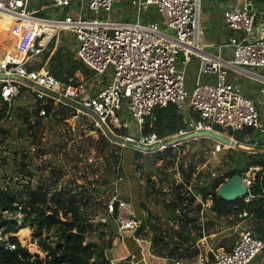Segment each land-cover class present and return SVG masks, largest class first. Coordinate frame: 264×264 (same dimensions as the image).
Returning a JSON list of instances; mask_svg holds the SVG:
<instances>
[{
	"label": "built area",
	"instance_id": "built-area-1",
	"mask_svg": "<svg viewBox=\"0 0 264 264\" xmlns=\"http://www.w3.org/2000/svg\"><path fill=\"white\" fill-rule=\"evenodd\" d=\"M119 4L129 6L125 11L127 21H122L124 13L120 16L115 10ZM201 5L202 0H0V19H12L14 25L9 31L17 33V42L11 51L0 58L3 60L0 64V113L3 115L0 119V162L9 163L7 168L0 169L1 191L7 193L11 186L25 187V177L17 174L10 178L7 171L10 156H20L25 148L18 147L15 152L13 146L19 144L16 141L10 144L9 139L6 146L2 132L12 118L17 100L29 96L36 102L43 121L51 120L42 108L48 104L54 108L64 105L78 114L83 113L61 100L65 99L93 113L99 119V122L95 120L97 127L102 131L107 128L116 139L122 140L124 144L120 146L139 145L147 148L148 154L175 151L188 143L211 141L209 152L214 157L237 150V147L243 153L264 155L254 141L255 131L264 133L261 112L245 95L244 85L239 80L244 77L264 84V76L258 73L264 69V39L253 42L254 39L249 38L258 13L229 3L224 11V23L233 34L225 45L230 56L222 57L208 53L200 46L205 37ZM54 9L72 12L64 19L40 16ZM151 14L160 20H148ZM64 32L77 44L76 59L94 73L93 80L69 79L64 83L49 72L48 61L40 60L46 53L52 51L53 54L61 44L60 35ZM193 58L199 61V77H205L207 81L197 82L190 91L185 66ZM188 104L198 114V119L186 124V129L167 138H159L155 132L143 134L146 119L155 109L175 105L182 110ZM30 122L35 126L37 120L33 118ZM132 127L137 134L124 133ZM20 128L17 127L15 133L17 141L22 138ZM113 129L121 133L115 134ZM217 129L225 133L252 130L253 134L239 141ZM199 133L218 134L231 143L208 136L185 138ZM259 173H264L262 167H252L243 175L249 187L244 202L252 204L262 200L261 207L264 206V193L250 192ZM181 185L185 187L181 190L183 196L199 200L201 196L191 187L182 182ZM186 189L187 195L184 194ZM205 202L201 201L202 215L212 209L213 202L210 199ZM249 217L244 213L239 219ZM4 218L15 220L17 217L4 213ZM109 222L116 225L118 238L124 234L137 235L143 225L136 218L132 204L116 196L106 203L105 213L96 220L98 225ZM233 231L239 238L231 251L213 248L209 249L207 258L184 257L175 264H253L264 251V234L256 233V228ZM201 233L205 234V227ZM11 236L0 230V242H6L9 251H16V245L9 242ZM108 261L110 264H131L129 259Z\"/></svg>",
	"mask_w": 264,
	"mask_h": 264
},
{
	"label": "rangeland",
	"instance_id": "rangeland-1",
	"mask_svg": "<svg viewBox=\"0 0 264 264\" xmlns=\"http://www.w3.org/2000/svg\"><path fill=\"white\" fill-rule=\"evenodd\" d=\"M128 9L129 6L126 4H119L115 6V10L117 12L125 13V11ZM71 12L72 11L70 9L65 11H62L61 9H54L43 12L40 14V16L45 18L62 17V19H64L65 17L71 15ZM206 19L207 17L205 15L203 1L201 5V24L203 22L204 25ZM159 20V17H153L151 19L152 22H158ZM4 21V18L0 19V23H4ZM214 25L215 23L210 20L209 33L207 35V32L205 33L204 40L202 39L200 46H204V41H210V39L214 40V38L210 37V32L215 31L213 29ZM2 28L3 26L0 24V29ZM60 36L62 42L58 48H63L69 50L71 53H74V47L77 48V44H74L72 36L65 32ZM231 36L232 33L229 31V38ZM229 38L228 35L221 34L219 36L220 45L227 43ZM40 60L44 61L45 59L43 57ZM75 60H77L76 57ZM66 66L71 65L67 64ZM258 73L264 75V69L258 70ZM67 76L68 74H65V77ZM71 78L78 82L83 80L91 81L94 79V75L86 76L84 73H82V71H78L75 73V76ZM239 80L244 84L245 90L250 92L254 98L257 96V93L254 91V87H257L258 92L264 88V85L252 79L239 77ZM27 101L28 102L20 101L16 104V108L11 120L2 132L6 146L8 145L7 141L9 139L10 144L14 141L21 143L20 145L13 146L15 148V152L17 151L18 147H22V149L25 148V151L21 152L20 156L18 152L17 156H10L11 159L9 168L14 173L9 171V168L7 170L9 172L10 178H14L17 174H21V177H25V187L19 188V186H11V189L9 190L21 194L24 197L23 192L27 187H31L33 189L38 188L41 185L52 187L57 178L61 177L57 187L52 192L62 189H65L66 191H74L78 189V187L86 188L87 190H93L95 187H97L102 191H107L104 195L99 196L97 199L95 198L93 202H91L92 204L88 206L89 208L85 210V213L89 215L91 219V227L89 228L86 244H94L98 247V249H107L108 245L110 244L109 232L111 228L108 226V224L106 225L107 229L104 227V225H98L96 220L100 214L105 213V205L114 195L115 190L112 189V184L110 186V184L107 183L108 179H117L119 182L120 180H123L124 177V173L119 171L120 165L118 164L117 166L115 164L112 155H120L123 161L125 156L127 158L129 156L127 150L128 148L120 146L121 143L119 141H115L108 137L104 131L97 127V124L95 123L96 121L93 119V117L90 115L78 114L71 108L65 109L64 105H60L61 107L59 106V111H62L63 114L58 117V121L56 119L52 121L46 118L47 120L45 123L42 122V126L38 127L36 125L34 127V125L31 124L32 128H29L30 125L24 122L25 117L28 116L29 119H33L31 115L37 106L34 103V99L28 98ZM260 102L262 104H260ZM260 102H258V109L263 113L261 116V123L264 127V98H262V101ZM78 117H81L79 123H77ZM130 122L132 125L134 124L132 120H130ZM20 126L24 130V137L17 141L15 133L18 132L17 127ZM226 133L233 135L231 131ZM226 133L223 132L222 134L225 135ZM112 137L114 136L112 135ZM210 147H212L211 141H199L190 144L188 143L179 147L178 150L173 152L175 158L166 156L162 159H158L157 156L159 153H164V151L156 152L154 154L143 152L141 153L140 158L136 160L137 165L140 167L138 173L140 174L141 179L144 181V184H146L147 181L156 184V197L159 196L160 201L162 200V202L166 203V206L168 205V200L172 202L175 199L177 192L176 189L178 187L177 185H181V182L186 185L187 178L189 177L188 175L191 173L189 185L195 194L198 195L200 193L202 195L199 199L200 201H203L206 191H197V189H201L207 184L215 182L236 168V159L238 161V158L242 157L241 155L243 154L240 151L241 148L237 147V150H233L228 153L226 152L214 157L209 152ZM129 152L133 153L132 151ZM234 159L235 162H233ZM22 162H25L27 165H29V167H32L31 170H33V167L36 165L37 168L34 170L36 173L29 175V172L26 170L22 169V171H20L19 166ZM170 162H174L175 165L172 166ZM244 163L245 162L242 163V166H244ZM0 164L2 166L0 168L1 170L9 166V163L7 165V163L4 161H1ZM190 167L193 170L192 172L190 171ZM15 168L17 169L16 171ZM55 168L64 173L63 178L61 174H51ZM1 174L4 175L3 172H1ZM160 188H163V190ZM164 190H166V192H164ZM2 191L0 189V192ZM2 194L5 193L2 192ZM184 194H188L187 189L185 190ZM168 196H170V198L167 200ZM196 204L197 203H195V206ZM212 215L213 213L210 211L203 215L199 214V216L197 214L194 217L200 219L198 225L205 227V232H212L218 226L217 232H224V237L226 236L227 239L224 241L222 240V243L228 241L235 243L239 235L235 233L232 228L236 226L240 220L232 217L222 218L218 222L219 225L216 226L213 222L214 218ZM15 217H17L16 219L22 223L25 216L21 213H18L15 215ZM249 223L252 229L257 228V226L259 227V220L255 217L249 220ZM158 225L159 223H157V226ZM157 229L162 232V228ZM20 232L26 237L30 236L29 242L34 244V246L30 245V248V246L28 247L24 245V243L16 236L18 233L14 234L13 237L17 238L22 247L27 248L32 255L39 256L41 259H45L47 253H44L37 245L38 241L41 240L43 243H49L55 246L58 245L57 234L54 231L37 234L34 229L27 227L22 229ZM126 237L124 234L123 238L119 236L118 239H114L111 244V248L107 249L109 254H117L120 246L125 245V241L127 240ZM140 237L141 238L139 239L141 240H137L136 237L135 240L140 241L137 243L141 244L143 246L142 248H147V251L152 256V258H158L162 260V262L158 260L160 263H164V260H168V262L173 263L167 258L172 256L169 254V250H173L175 245L170 246L171 248L169 249H164V245L161 243L153 250L152 242L150 243L149 239L143 240V233H141ZM221 246H223V244ZM119 253V256L124 257V260L129 259L131 264H144V261L139 262L141 259L139 258L140 253L134 254V252H132V254L128 253V255H122L121 250ZM175 253V256H177L178 251ZM261 257H263V254H260L256 261H259ZM151 264H153V262H151Z\"/></svg>",
	"mask_w": 264,
	"mask_h": 264
},
{
	"label": "trees",
	"instance_id": "trees-1",
	"mask_svg": "<svg viewBox=\"0 0 264 264\" xmlns=\"http://www.w3.org/2000/svg\"><path fill=\"white\" fill-rule=\"evenodd\" d=\"M53 48L54 45H52V49ZM74 49V53H71L69 50L58 48L53 54L51 51L46 53L44 57L45 60H48L49 72L64 83H67L69 79H72L71 77H74L75 73L78 71H82L86 76L94 74L79 60H75L77 52L75 47ZM67 64H70L71 66H66ZM65 74H68V76L65 77ZM60 107L54 108L48 104L42 108H44L47 111V114L51 116L52 121L55 119L58 121V117L63 114L62 111H59ZM64 108L66 109L69 107L64 106ZM31 116L36 118V125L38 127L42 126L43 118L39 116L38 106ZM1 118H3L2 113H0V119ZM25 123L30 125L29 128H32L28 116L25 117ZM184 129H186V124L183 120L180 109L175 105H168L164 108L155 109L152 117L146 119L144 133L148 135L155 132L159 138H167L176 135L179 131ZM217 131L223 133L222 129H217ZM19 132L20 136L24 137V130L22 127L19 129ZM232 134L233 135L230 134L232 137L241 141L247 135H252L253 131L246 130L243 132H232ZM18 144L20 145L21 143L18 142ZM258 145L259 147H264V139L259 142ZM135 152L137 160L140 158L141 153L137 151ZM173 152L174 150L172 149L167 150L164 153H159L157 157L158 159H162L166 156L175 158ZM241 156L242 157L238 158V161L236 159V168L215 182L207 184L201 189H197V191L205 190L204 200L212 199L213 208L215 209L213 213L216 215L217 220L229 217L239 219L240 215L247 213L249 216H253L259 220V227L257 226L256 233L264 234V206L259 207L262 200L252 204H246L244 199L235 203H228L217 196V190L225 180L236 174L244 175L252 167H262L264 169L263 154L252 155L243 153ZM112 157L117 166L118 164L121 165L122 157L120 155H112ZM233 162H235V159ZM243 162H245L244 166H242ZM170 164L172 166L175 165L174 162H170ZM19 167L28 171L29 175L36 173L34 171L37 168L36 165L33 167V170H31L32 167H29L25 162H22ZM119 171L123 173V169L120 166ZM190 171H193L191 167ZM51 174H61L62 178L64 177V173L56 168L53 169ZM190 175L191 173L188 175L189 177L187 178L186 186L190 184ZM60 178L61 177H58L53 184V189L47 185H41L35 189L27 187L23 192L24 197L14 191H8L7 193L2 194L0 197V230L4 231V234L14 235L18 233L16 236L24 243V245L29 247L34 244L29 242L30 236L26 237L20 232L22 229L30 227L34 229L37 234L54 231L57 234L58 245L55 246L53 244L43 243L41 240L38 241L37 245L44 253H47L46 258L41 259L39 256L32 255L27 248L22 247L17 238L11 236L9 242L16 245L17 250L9 251L6 249L7 243L0 242V264H110L106 257V251L111 248L114 238L117 237V227L116 230H110V244L107 249H98L94 244H86L89 228L91 227V219L89 215L85 213V210L89 208L88 206L92 204L91 202H93L95 198L97 199L99 196L104 195L107 191H102L97 187L93 190L78 187V189L74 191H66L65 189H62L52 192L57 187ZM117 181V179H108L107 183L110 184V186L112 184V189L115 190ZM146 186L147 189L152 192L154 191L155 183L147 181ZM184 189L185 187L183 185L177 187L175 199L167 205V209L170 217H172V219L175 218L179 224V231L176 232L174 237L179 241L185 240V243H188V237L192 233L195 234L194 241L202 238V233H200L202 227L201 225H198L199 218L191 217L189 215V213L194 212L196 199L194 197L187 198L183 196L181 190ZM250 192L255 195L264 193V173L257 174V177L250 188ZM4 213L13 216L21 213L25 217L23 222L19 224L17 219L6 220L4 218ZM196 213L198 214L199 212ZM148 225H151L150 221L142 225L139 233H142ZM139 233L136 235L137 238H141ZM162 233L163 232H160V230H155L152 238L153 250L161 243L164 245V249L171 248L170 246L173 244L172 240L170 242H165ZM130 240H133V238H130ZM173 245H175V248L169 250V254L175 256V252L179 251L182 245L177 242ZM126 252H128V250H126ZM197 254L198 252L195 251L189 254L188 257L192 258ZM183 255L184 254H181L180 256ZM256 260L253 264L257 262ZM120 264L126 263L121 262Z\"/></svg>",
	"mask_w": 264,
	"mask_h": 264
},
{
	"label": "crops",
	"instance_id": "crops-1",
	"mask_svg": "<svg viewBox=\"0 0 264 264\" xmlns=\"http://www.w3.org/2000/svg\"><path fill=\"white\" fill-rule=\"evenodd\" d=\"M203 1H204L205 15H206L207 19L204 22V25L202 22V27L204 28L205 33L207 32L206 35L209 33L210 20H212V22L215 23V25L213 26V29L215 31L210 32V37L214 38V40L210 39V41H204V46H202L206 52L216 54V55L222 56V57H229L230 56V52L225 47L226 43L224 45H220V43H219V36L221 34L222 35L226 34V35H228V38H229V30L225 27V23H224V11L227 8V6L229 5V3H231L233 5L243 6V7H246L247 9H248V7H251V9H249V10L258 13V23L252 29V36H249V38H252L250 40H253V39L256 40L257 38H259L258 29H260V27L263 26V24H264V0H203ZM122 14H123L122 12H118V15L121 16ZM126 14H127V12L124 13V15L122 17V21L123 20L127 21V19H125ZM151 16H150L151 18L157 17V15H154V14H151ZM150 17H148L149 18L148 20H151ZM4 20H6V19H4ZM0 24H2V23H0ZM231 33L233 34V32H231ZM246 37H248V36H246ZM203 40H204V38H203ZM183 60L184 59L182 58V60H180V63H179V66L181 68L183 67V64H182ZM185 70L187 72V74H186L187 87L190 91L194 88V86L197 84V82L207 81V78H205V77L200 78L199 77V61L198 60L193 58L192 62L185 66ZM262 85H264V84H262ZM254 91L257 93L256 98H254V96H252V94L250 92L246 91L245 86H244V92H245L246 96H248L250 99H252L254 101V103L256 102L257 103L256 106L258 107V105H259L258 102L262 101V98H264V94H263L264 88H262L258 92L257 87H254ZM28 98H31V96L27 97V99H23V98L18 99L16 104L20 101L28 102L27 101ZM34 103H36V102L34 101ZM260 104H262V103L260 102ZM180 111H181V115L183 117L185 124H188L189 122L196 120L198 117V114L195 112L194 109H192V107H190L189 104L186 105ZM262 114L263 113L261 112V116H262ZM32 118H34V117H32ZM46 120L47 119H45L43 121V123H45ZM30 121H31V119H30ZM24 122H25V120H24ZM144 129H145V127H144ZM144 129H143V134L146 135L144 133ZM113 131L115 134L121 133L119 130H116V129H113ZM104 133H105V131H104ZM124 133H126V134L127 133L137 134L136 132H134L133 127L131 128L130 131L126 130ZM258 147H259V145H258ZM127 150H128L129 156H128V158L125 156V158L123 159V161L121 162V165H120L121 168L123 169L124 177H123V180H120L119 182L117 181L116 188L114 191V196H116L117 198H119L121 200H126V201L130 202L134 208L136 218L138 220L142 221L143 224L144 223L146 224L148 221H150L151 225L146 226L144 231L142 232L144 234L143 240L149 239V241L151 243L155 230H159L157 228H162L163 239H165V242H170L172 240L173 244L177 242V243H181L182 246L179 249L176 257L175 256H169L170 258H167V259H169V261H172L173 263L168 262V260H164V263H160V262H158V260H160V259L152 258V256L148 253L147 248L146 249L142 248L143 246L141 244L137 243V242H140V241L135 240V237L137 238V236H134L132 234H126L125 237L127 236L126 237L127 240L125 241V245L120 246V248H119L121 250V252H123V250L129 249L131 251V252H129L130 254H132V252H134V254L140 253L139 258H141V259H140V261L138 259V261L139 262L144 261L143 262L144 264H151V262H153V264H175L178 259L188 257L186 255H189L195 251H197L198 254L193 256V257L205 256L207 258L209 249L222 248V249H225L227 251L232 250V248L236 242L231 243L230 241H228V242L222 243V240L224 241L227 239H226V236L224 237V232H222V233L217 232V228H218L217 225H219L218 224L219 220L216 219V215L213 212H212L213 213L212 216L214 218L213 222L215 223L217 228L214 229L212 232H210V231L205 232V234H202V238H200L196 241H194V238H195L194 235L195 234L192 233L188 237V241H189L188 243H185V240L179 241L176 237H174L176 232L179 231L178 222L175 220V218L172 219V217H170L166 203L162 202V200L160 201L159 196L156 197V184L154 186V191L151 192L149 189H147L146 184H144V181L141 179L140 174L138 173V171L140 170V167H139V165H137L135 150H132V149H127ZM259 150H264V147L260 146ZM129 151H132L133 153H131ZM137 152H140V151H137ZM140 153H142V152H140ZM125 154H126V152H125ZM9 171H11V170H9ZM188 187L190 188L191 186L188 185ZM160 189L163 190V188H160ZM164 192H166V190H164ZM198 195L202 196L200 193ZM191 197H193V196H191ZM169 198H170V196H168L167 200ZM199 201H200V199L196 200L197 204L195 206L194 213H189V215L191 217H194L195 215H197L196 212H199L198 216H199V214H202L203 207L200 210L198 209ZM170 202L171 201L168 200L167 204H170ZM203 203L205 204L206 202L203 201ZM200 204H202L201 201H200ZM211 211H212V209H211ZM203 214H206V213H203ZM252 218H253V216H250L249 218H246V219H241V220L239 219L240 222L236 226H234L232 229L242 230V228H251L249 220H251ZM157 223H159L158 226H157ZM201 223H202V219H201ZM108 226L111 229L113 228L114 230H116V226L112 222H109ZM104 227L107 229L106 225H104ZM140 235H141V233H140ZM221 236H223V237H221ZM130 238H133V240H131L132 242L130 241ZM114 239H118V236ZM137 240H141V239L137 238ZM229 242H230V244H229ZM173 244H171V246ZM222 244H223V246H221ZM184 247H186V248H184ZM119 252L120 251L118 250L117 254L112 255V254H109V252L107 250L106 251V257L108 260H113V259L117 260V261L121 260L124 257L119 256V254H120ZM181 254H185V255L180 256ZM122 255H123V253H122ZM188 258H190V257H188ZM160 261L162 262V260H160ZM255 264H264V257L262 259H260L259 261H257Z\"/></svg>",
	"mask_w": 264,
	"mask_h": 264
},
{
	"label": "water",
	"instance_id": "water-1",
	"mask_svg": "<svg viewBox=\"0 0 264 264\" xmlns=\"http://www.w3.org/2000/svg\"><path fill=\"white\" fill-rule=\"evenodd\" d=\"M248 9H251V7H248ZM258 23V19L255 20V23L254 25L256 26ZM258 32H259V38H257L256 40H254L253 42H256V41H261L264 39V24L263 26L260 27V29H258ZM65 104L69 105V106H72L76 109H79L81 110L83 113L82 114H88L90 115L91 117H93L94 120H96L97 122H99V119L91 112L83 109L82 107L68 101V100H65V99H61ZM81 120V117H78L77 119V123H79ZM104 131L105 133L108 135V137L112 138V139H116L115 137H112L111 133L108 131L107 128L104 127ZM204 137V136H208V137H211L219 142H223V143H226V144H230V140L226 137H223L221 135H218V134H214V133H211V134H208V133H199V134H192V135H189L187 137H185L186 139H189L191 137ZM264 139V133L262 132V130H257L255 131L254 133V141L255 142H261L262 140ZM118 140L121 144H124V142L120 139H116ZM127 148L129 149H132V150H140L141 152H149L147 148H144V147H141L139 145H135V144H127L126 145ZM264 151V150H262ZM248 191H249V187L246 185L244 179H243V176L240 175V174H236L234 175L233 177L225 180V182L223 184L220 185V187L218 188L217 190V196L224 200L225 202H228V203H235L239 200H242L246 197V195L248 194ZM203 205L198 203V209H202ZM214 208L212 209V212H214ZM262 239L264 240V237H262ZM263 254V257H264V251L261 253ZM263 257H261L260 259H262Z\"/></svg>",
	"mask_w": 264,
	"mask_h": 264
},
{
	"label": "bare ground",
	"instance_id": "bare-ground-1",
	"mask_svg": "<svg viewBox=\"0 0 264 264\" xmlns=\"http://www.w3.org/2000/svg\"><path fill=\"white\" fill-rule=\"evenodd\" d=\"M4 19L6 20L4 21V23L1 24L3 28L0 29V58H1V55L3 56L5 52H10L14 44L17 42V33L15 31L13 32L9 31V29L12 28V26L14 25L13 20L10 19L9 17H4ZM2 62L3 60L0 59V64ZM31 246H34V245H31ZM129 252L131 251L128 249V252L124 250L121 253H123L124 255H128Z\"/></svg>",
	"mask_w": 264,
	"mask_h": 264
},
{
	"label": "clouds",
	"instance_id": "clouds-1",
	"mask_svg": "<svg viewBox=\"0 0 264 264\" xmlns=\"http://www.w3.org/2000/svg\"><path fill=\"white\" fill-rule=\"evenodd\" d=\"M243 7V6H242ZM249 10V9H248ZM158 17V16H157ZM152 19V18H151ZM258 19V18H257ZM255 26V25H254ZM204 29V28H203ZM221 133V132H220ZM224 137V136H223ZM257 143V142H256ZM127 148V147H126ZM129 149V148H128ZM136 151V150H135ZM262 151V150H261ZM143 153V152H142ZM243 176V175H242ZM212 201V199H210ZM203 201L205 202L206 200L203 199ZM213 202V201H212ZM195 207V205H194ZM212 209H213V203H212Z\"/></svg>",
	"mask_w": 264,
	"mask_h": 264
}]
</instances>
